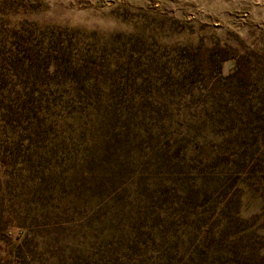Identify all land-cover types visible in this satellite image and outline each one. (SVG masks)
<instances>
[{"label":"rangeland","instance_id":"obj_1","mask_svg":"<svg viewBox=\"0 0 264 264\" xmlns=\"http://www.w3.org/2000/svg\"><path fill=\"white\" fill-rule=\"evenodd\" d=\"M0 264H264V0H0Z\"/></svg>","mask_w":264,"mask_h":264}]
</instances>
